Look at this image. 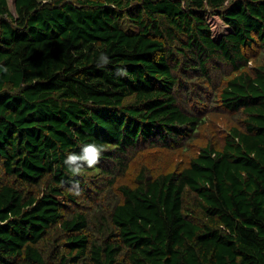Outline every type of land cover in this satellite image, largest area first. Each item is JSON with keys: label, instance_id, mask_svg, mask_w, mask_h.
Listing matches in <instances>:
<instances>
[{"label": "trees", "instance_id": "obj_1", "mask_svg": "<svg viewBox=\"0 0 264 264\" xmlns=\"http://www.w3.org/2000/svg\"><path fill=\"white\" fill-rule=\"evenodd\" d=\"M12 4L0 0V264H264V0ZM208 15L227 27L216 39ZM216 110L235 119L219 144L166 170L143 158L190 150ZM90 142L98 163L69 176L64 157Z\"/></svg>", "mask_w": 264, "mask_h": 264}, {"label": "rangeland", "instance_id": "obj_2", "mask_svg": "<svg viewBox=\"0 0 264 264\" xmlns=\"http://www.w3.org/2000/svg\"><path fill=\"white\" fill-rule=\"evenodd\" d=\"M13 0H8L9 7L13 11ZM207 19L211 25L213 37L216 39L222 33L227 31V27L221 21V19L215 15H208ZM208 115L203 129L197 133L193 137V143L190 144V150L188 148H164L162 145H157L156 147L146 148V154L143 156L144 159L148 161L151 167L166 170L170 167H176L178 164L184 161V158L192 151L195 146L204 144L206 142H211L213 144H219L221 142L222 136L235 120L233 118L234 114H231L229 111L222 112L220 110H216L213 112H207ZM137 167V165H135ZM101 187V185L99 184ZM109 191H105V195L101 197L99 200L103 201V206H106L107 203L114 200V193H109ZM87 200H85L84 204H86ZM96 201V202H100ZM84 206V205H82Z\"/></svg>", "mask_w": 264, "mask_h": 264}, {"label": "clouds", "instance_id": "obj_3", "mask_svg": "<svg viewBox=\"0 0 264 264\" xmlns=\"http://www.w3.org/2000/svg\"><path fill=\"white\" fill-rule=\"evenodd\" d=\"M44 2V0H41ZM96 67L101 68L110 63L109 56L101 51L95 59ZM0 71H7V68L0 66ZM117 74H122L121 70ZM102 147L94 142L84 143L80 146L79 152H69L63 159L69 176L81 175L85 168H93L99 161L102 154ZM78 191V189H77Z\"/></svg>", "mask_w": 264, "mask_h": 264}]
</instances>
